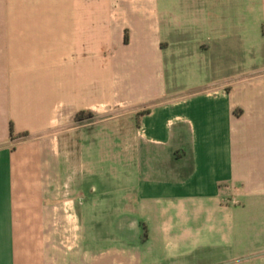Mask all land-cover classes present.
<instances>
[{"label":"crops","instance_id":"obj_1","mask_svg":"<svg viewBox=\"0 0 264 264\" xmlns=\"http://www.w3.org/2000/svg\"><path fill=\"white\" fill-rule=\"evenodd\" d=\"M180 3L0 0V264H264V0Z\"/></svg>","mask_w":264,"mask_h":264},{"label":"rangeland","instance_id":"obj_2","mask_svg":"<svg viewBox=\"0 0 264 264\" xmlns=\"http://www.w3.org/2000/svg\"><path fill=\"white\" fill-rule=\"evenodd\" d=\"M159 8L160 12L162 14H169L171 15V18L173 21L180 23H184L186 18V13L184 12V8H181V3L180 0H159ZM126 31V30H125ZM128 33V32H127ZM174 52H172L173 55L177 56V51L178 49H174ZM166 62H169V53L168 51L166 52ZM176 65H177V70L180 69H188L189 74L187 76V80L190 82H195V77H194V71H191L190 69V64H188L185 60H181L180 58H177L176 60ZM181 71H178V74H180ZM181 77V76H180Z\"/></svg>","mask_w":264,"mask_h":264},{"label":"trees","instance_id":"obj_3","mask_svg":"<svg viewBox=\"0 0 264 264\" xmlns=\"http://www.w3.org/2000/svg\"><path fill=\"white\" fill-rule=\"evenodd\" d=\"M128 43V34H127V31L124 32V44H127ZM147 111H144V112H141L139 114H142V113H146ZM83 112H79L78 114H76L75 116V119L76 120H79L80 119V116L82 115ZM9 132H10V138H13V127L12 125L10 124V127H9ZM27 134L26 133H23V134H20L19 137H25ZM144 237H146V234H144Z\"/></svg>","mask_w":264,"mask_h":264}]
</instances>
